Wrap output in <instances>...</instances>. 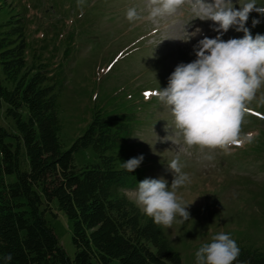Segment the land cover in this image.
<instances>
[{"label": "rangeland", "instance_id": "1", "mask_svg": "<svg viewBox=\"0 0 264 264\" xmlns=\"http://www.w3.org/2000/svg\"><path fill=\"white\" fill-rule=\"evenodd\" d=\"M232 3L239 9L237 0ZM256 4L264 6V0ZM132 7L142 19L127 20ZM0 12V24L21 20L28 58L39 56L49 66L57 84L60 137L66 148L84 134L95 110L102 109L110 118L124 116L130 123L133 135L124 145V162L144 157L138 167L144 171L142 181L163 178L171 187L174 176L168 166L179 156L190 183L176 192L189 205L190 219L161 227L182 264H196V252L219 233L264 252V87L249 105L242 125V135L251 134L252 141L233 147L230 154L187 149L176 136L171 110L151 96L153 90L167 88L179 64L196 59L194 46L205 36L215 38L218 33L212 28L218 25L196 19L190 5L153 22L147 19V0H0ZM253 20L259 23L253 26ZM184 25H189L185 26L189 32L197 28L201 32L189 42L181 41L187 39ZM245 27L253 38L264 35V16L251 12ZM243 35L233 26L222 39ZM70 41L72 50L66 58ZM208 154L214 157L211 161L204 159ZM76 157L81 165L96 161L91 155ZM137 189L138 185L124 193L140 209L133 195ZM56 213L58 217L49 220L60 245L74 259L72 222L63 212Z\"/></svg>", "mask_w": 264, "mask_h": 264}, {"label": "trees", "instance_id": "2", "mask_svg": "<svg viewBox=\"0 0 264 264\" xmlns=\"http://www.w3.org/2000/svg\"><path fill=\"white\" fill-rule=\"evenodd\" d=\"M13 21L0 24V264H182L161 225L124 193L144 176L122 167L130 123L96 109L66 148L57 84L41 57L28 58L24 25ZM78 154L96 161L81 165ZM56 210L72 222L74 259L49 220ZM237 246L233 264H264L263 251Z\"/></svg>", "mask_w": 264, "mask_h": 264}, {"label": "clouds", "instance_id": "3", "mask_svg": "<svg viewBox=\"0 0 264 264\" xmlns=\"http://www.w3.org/2000/svg\"><path fill=\"white\" fill-rule=\"evenodd\" d=\"M237 9L232 0H147V19L175 16L186 5L196 19L212 21L215 38L205 36L196 46L193 62L179 64L169 78L167 88L156 89L151 93L159 102L171 110L174 118L176 136L182 139L187 149H197L200 153L216 150L230 154L233 147H243L252 141L251 134L242 135V125L249 113V105L257 98L264 87V35L254 38L245 27L249 14L253 11L264 16V6H257L256 0H246ZM129 22L142 17L135 7L126 13ZM253 26L259 23L253 20ZM184 25L182 34L189 42L201 29L187 31ZM235 26L236 31L244 33L243 38L224 41L222 36ZM164 41V40H163ZM264 103V97H261ZM165 139H170L166 137ZM214 157L205 155L211 161ZM141 155L122 163L128 172L135 171L143 161ZM179 156L174 158L168 169L173 173L171 187L163 179H145L138 184L133 194L141 211L151 217L157 225L171 227L174 222L184 223L190 219L176 189L190 183V177L182 171ZM177 217L181 219L177 220ZM240 249L229 234L219 233L210 243L203 244L196 252V264H233ZM11 260V255L6 257Z\"/></svg>", "mask_w": 264, "mask_h": 264}, {"label": "snow or ice", "instance_id": "4", "mask_svg": "<svg viewBox=\"0 0 264 264\" xmlns=\"http://www.w3.org/2000/svg\"><path fill=\"white\" fill-rule=\"evenodd\" d=\"M147 95V94H146Z\"/></svg>", "mask_w": 264, "mask_h": 264}]
</instances>
